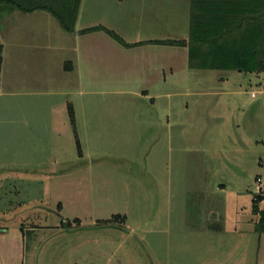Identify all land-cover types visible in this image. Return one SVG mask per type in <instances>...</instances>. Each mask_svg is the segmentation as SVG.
Returning a JSON list of instances; mask_svg holds the SVG:
<instances>
[{
	"label": "rangeland",
	"instance_id": "obj_1",
	"mask_svg": "<svg viewBox=\"0 0 264 264\" xmlns=\"http://www.w3.org/2000/svg\"><path fill=\"white\" fill-rule=\"evenodd\" d=\"M83 8L90 22L110 17L125 40L145 38L151 77L187 57L191 0ZM0 44L2 264H264L252 210L264 194L255 73L189 70L229 78L241 104L230 112L175 72L141 87V53L117 54L99 36L79 43L45 10L3 12ZM63 59L77 68L63 70Z\"/></svg>",
	"mask_w": 264,
	"mask_h": 264
},
{
	"label": "trees",
	"instance_id": "obj_2",
	"mask_svg": "<svg viewBox=\"0 0 264 264\" xmlns=\"http://www.w3.org/2000/svg\"><path fill=\"white\" fill-rule=\"evenodd\" d=\"M79 4L80 0H0V15L45 10L65 31H72ZM181 42L191 68L263 73L264 0H191L188 38ZM1 62L0 45V67ZM258 201L264 202V194L252 199V210L259 214L257 231L262 232L264 205L259 209Z\"/></svg>",
	"mask_w": 264,
	"mask_h": 264
},
{
	"label": "crops",
	"instance_id": "obj_3",
	"mask_svg": "<svg viewBox=\"0 0 264 264\" xmlns=\"http://www.w3.org/2000/svg\"><path fill=\"white\" fill-rule=\"evenodd\" d=\"M97 1L98 0H96V2ZM119 1H122V0H119ZM83 2H84V0H80L78 12H77V17L75 20L74 29L72 31H67V32L74 34V37L77 38L79 43L83 37H85V38L86 37H93L95 39L99 36V38H102L105 43H107L108 45L110 44L111 47L115 48V50L117 51V54L118 53L120 54L121 52L123 53L124 50H126V51L132 50L133 52L141 53L143 56L142 62H141L142 68L140 70L137 69L139 72H138V74L136 73L137 74L136 76H134V77L139 78V79H137V81L139 82L141 87H145V84H148L151 81H155V80H159V79L162 80L163 82H165L166 80L169 79V78L168 79L166 78L167 75L172 76L173 73L175 72V73H177L176 76H178L177 77L178 78V84H180V85L184 84L188 80L192 81V83L190 85V87H192V88L186 89V90H189V92L191 94L196 95V96H200V95L201 96L202 95H208V96H214V97L222 96L221 99L222 100L224 99L228 111H230V112L231 111L232 112L238 111L241 104L239 102V99L235 98L237 91L235 90V88H233V90H230L229 88H227L225 86L226 83L229 84V78L226 75H222V76L217 77L215 79V77H211V76H213L214 73H210L209 74L210 76H207L204 73L201 77H198V76L194 77L193 76L190 79L191 73H189V70H194L197 68H191L188 66L187 57L184 58L185 57L184 55L187 54V47L185 45L181 46V50H182L181 55L184 59H183V62L181 63L180 66L173 67V68L169 67V69H168L169 73L168 74H165L164 72H162L161 75H156L155 77H151V75L145 74V38H140V37L136 36V38H133L132 40H125V38L119 32H117V30L114 27V24H113L110 17H96L95 18L96 20H94V22H90V17H86L87 13H86L85 9L83 8ZM25 13H31V12H25ZM93 19H94V17H93ZM108 31H112L113 33H115L119 39L112 36ZM185 38L187 40V36ZM83 41H84L83 43L86 44V41L85 40H83ZM0 45H1V51H2L3 45L2 44H0ZM19 50L22 51V49L20 47H19ZM21 51H20V53H21ZM64 60L65 59L61 60L63 70L65 69L67 71H73L77 68V62L76 61L72 62L70 60L69 61H67V60L64 61ZM135 64H138V63H135ZM133 66L136 67V65H133ZM201 70L212 71L211 69H201ZM179 71H180V73H178ZM232 71H235V70H232ZM236 72L242 73L240 71H236ZM255 74L260 79L259 82H260V84H262V93H264V72L262 74H258V73H255ZM183 78L185 80H183ZM183 81H184V83H183ZM215 81L220 83L221 87L205 88L206 85H209V84L211 85ZM141 92H142V95H144V97H145V89L144 88L142 89ZM252 97H256V94ZM5 231L6 230H4V229H0V233H2V232L6 233ZM18 254H19L18 256L20 257V261H22L21 250H19ZM0 264H2V263L0 262Z\"/></svg>",
	"mask_w": 264,
	"mask_h": 264
},
{
	"label": "built area",
	"instance_id": "obj_4",
	"mask_svg": "<svg viewBox=\"0 0 264 264\" xmlns=\"http://www.w3.org/2000/svg\"><path fill=\"white\" fill-rule=\"evenodd\" d=\"M253 95V94H252ZM261 179L259 177L256 178V186H257V191L259 190Z\"/></svg>",
	"mask_w": 264,
	"mask_h": 264
}]
</instances>
